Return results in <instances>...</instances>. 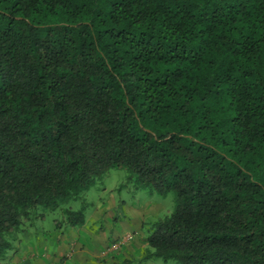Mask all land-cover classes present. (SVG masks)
Returning <instances> with one entry per match:
<instances>
[{"label":"trees","instance_id":"obj_1","mask_svg":"<svg viewBox=\"0 0 264 264\" xmlns=\"http://www.w3.org/2000/svg\"><path fill=\"white\" fill-rule=\"evenodd\" d=\"M118 170L135 264H264V0H0V261Z\"/></svg>","mask_w":264,"mask_h":264},{"label":"crops","instance_id":"obj_2","mask_svg":"<svg viewBox=\"0 0 264 264\" xmlns=\"http://www.w3.org/2000/svg\"><path fill=\"white\" fill-rule=\"evenodd\" d=\"M107 200L97 204L96 207L97 215L104 214L103 229L97 230L93 222H88V217L82 228L58 230L54 228L51 220L49 223L48 219L38 222L34 229L23 233L21 248L16 255L19 259L16 261L19 264H108L100 263L99 258L108 261L114 260V257L116 261L118 255L127 260L131 257L139 258L143 254L144 242L138 234L133 235L124 230V228H130L135 222H132V218L129 217L114 225L112 222L114 204ZM126 212L130 216V211ZM93 217L95 219L96 215ZM112 233L114 238L121 239L116 250L110 248L108 243ZM142 264H162V262L148 260Z\"/></svg>","mask_w":264,"mask_h":264},{"label":"rangeland","instance_id":"obj_3","mask_svg":"<svg viewBox=\"0 0 264 264\" xmlns=\"http://www.w3.org/2000/svg\"><path fill=\"white\" fill-rule=\"evenodd\" d=\"M125 172L118 170V171H111L110 175L104 180L103 183L96 184L93 186L84 196L87 202V211L86 215H88V222L96 225L97 230L103 229L104 226V214L101 216L100 214L97 215L96 207L99 203H104L110 201L114 204L112 208L114 211V217L112 218V222L115 223L120 220L126 219L131 217L132 222H135L130 228H124L127 233H132L133 235L138 234L141 238L142 242L147 235V230L150 224L157 218L162 217L172 211L174 200L172 195H168L167 197L163 198L159 195L148 196L144 192L138 193L136 196H132L130 192L126 189L119 193L117 191L118 186L121 182H124ZM81 201L74 202L72 206L74 208H78L80 206ZM111 210V209H110ZM127 210L130 211V216L127 215ZM107 212V211H106ZM105 212V213H106ZM60 213H51L48 217L49 220H53L54 218L58 217ZM93 215H96V218L93 219ZM116 218V222L114 219ZM112 223V224H113ZM125 237V236H124ZM121 239L114 238V234H110L108 238L109 244H114L120 242ZM22 242V235H18L17 239L14 241V249L9 251L8 256L6 259L0 261V264H19L18 260L19 257L16 256L21 248ZM120 252V251H119ZM121 253V252H120ZM16 256V257H15ZM127 260L125 257H120L119 255L115 257L114 260H105L99 258L100 263H108V264H124V261ZM132 263L133 257H131ZM162 264H165L161 259H159ZM171 264H174L171 262Z\"/></svg>","mask_w":264,"mask_h":264},{"label":"built area","instance_id":"obj_4","mask_svg":"<svg viewBox=\"0 0 264 264\" xmlns=\"http://www.w3.org/2000/svg\"><path fill=\"white\" fill-rule=\"evenodd\" d=\"M119 243V242H118ZM118 243H114V244H110V248H112V249H114V250H116V249H118V247H119V245H118Z\"/></svg>","mask_w":264,"mask_h":264}]
</instances>
